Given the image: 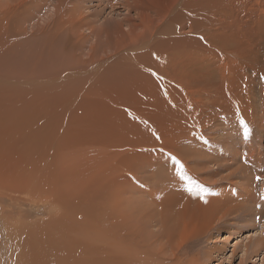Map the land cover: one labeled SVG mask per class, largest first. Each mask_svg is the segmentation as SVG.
Returning a JSON list of instances; mask_svg holds the SVG:
<instances>
[{"label":"rangeland","instance_id":"374dc122","mask_svg":"<svg viewBox=\"0 0 264 264\" xmlns=\"http://www.w3.org/2000/svg\"><path fill=\"white\" fill-rule=\"evenodd\" d=\"M0 181V264H264V0H0Z\"/></svg>","mask_w":264,"mask_h":264},{"label":"bare ground","instance_id":"6f19581e","mask_svg":"<svg viewBox=\"0 0 264 264\" xmlns=\"http://www.w3.org/2000/svg\"><path fill=\"white\" fill-rule=\"evenodd\" d=\"M194 3V2H193ZM195 10V9H194ZM203 54V53H202ZM10 79V78H9ZM9 79H6V80H9ZM236 100V97H234V99H233V103H234V101ZM238 104H235L234 103V108H235V110H237L236 108H240L239 106H237ZM224 114V113H223ZM230 152V151H229ZM181 153V152H180ZM222 153H224V151L222 152ZM228 153V152H227ZM182 154H183V151H182ZM238 156V155H237ZM181 158V157H180ZM228 159V158H227ZM180 160V159H179ZM224 166L225 168H228L229 169V167L231 166V164H228L227 163V165H224V164H221L219 167H221V166ZM219 167L217 166V168L215 169V170H219ZM215 172V171H214ZM218 173H219V171H218ZM218 173H217V175H218ZM237 174V173H236ZM28 180H26V181H28V182H30V186L31 185H33L34 184V179H35V176L34 175H31L30 177L28 176V175H24ZM213 177V176H212ZM20 179V178H19ZM18 182V181H17ZM22 182H23V184H25V185H21V186H18V189L19 190H21V189H25L26 187H27V184L28 183H24L25 182V180H22ZM13 183V182H12ZM6 183L5 182H1L0 181V186L1 187H3L4 185H5ZM12 186H13V184H12ZM193 194H195V193H193ZM201 200H206L205 199V197H203V196H201ZM201 203L203 204V206L207 209V208H209V207H211L212 206V204H214V205H217V201L215 202V199H214V197H213V202H212V204H209V203H206L205 201H204V203H203V201H201ZM200 203V204H201ZM216 203V204H215ZM193 210H195V211H197V210H199V207H196V209H193ZM213 210H214V208H213ZM210 211H212V210H210ZM115 228H117V226H113L112 227V230H111V232H112V234H113V245L114 246H118L119 245V241H117L116 239H115V237H114V234L116 235V232H117V229H115ZM132 232H133V230H132ZM132 232H130V233H132ZM132 235H134V234H131V236ZM119 238V237H118ZM133 238V237H132ZM260 242H254L253 243V246H251V248H255V247H259L260 246ZM118 262H119V257H114L113 259H112V264H118ZM119 264H121V262H119Z\"/></svg>","mask_w":264,"mask_h":264},{"label":"snow or ice","instance_id":"6c2138e0","mask_svg":"<svg viewBox=\"0 0 264 264\" xmlns=\"http://www.w3.org/2000/svg\"><path fill=\"white\" fill-rule=\"evenodd\" d=\"M244 132H245V135H248L249 129L247 128L246 125H245ZM170 159L172 160L173 164L176 166V172H177V175L180 177V179L189 181L190 186L188 188V191L191 192L193 186L197 188L200 187L199 185H196L194 181L191 180V177L187 176L184 170V164L181 163V161L177 157L170 155ZM256 180L260 181L261 177L257 176ZM201 191H203V189H201ZM256 219L259 220L260 218L257 217Z\"/></svg>","mask_w":264,"mask_h":264}]
</instances>
